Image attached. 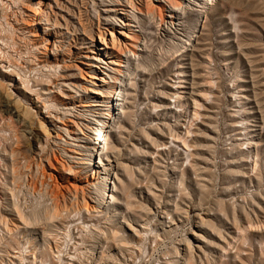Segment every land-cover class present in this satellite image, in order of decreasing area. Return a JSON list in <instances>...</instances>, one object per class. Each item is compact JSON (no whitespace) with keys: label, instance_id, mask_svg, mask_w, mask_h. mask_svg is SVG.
<instances>
[{"label":"rangeland","instance_id":"1","mask_svg":"<svg viewBox=\"0 0 264 264\" xmlns=\"http://www.w3.org/2000/svg\"><path fill=\"white\" fill-rule=\"evenodd\" d=\"M0 264H264V0H0Z\"/></svg>","mask_w":264,"mask_h":264},{"label":"bare ground","instance_id":"2","mask_svg":"<svg viewBox=\"0 0 264 264\" xmlns=\"http://www.w3.org/2000/svg\"><path fill=\"white\" fill-rule=\"evenodd\" d=\"M132 4V3H131ZM153 4V3H152ZM133 6H135L134 4H132ZM125 8V7H124ZM38 9V11H39V9L41 10V8H37ZM126 9V8H125ZM163 10H164V8H163V6H161V5H155V6H147V8H146V11L147 12H153V13H156L157 15H158V17H159V20H160V22H162L163 21ZM139 11H140V8H139ZM124 13H126V11H124ZM127 15V14H126ZM123 23H125V22H123ZM123 25H127L128 27L130 26V24H129V22H127V23H125V24H123ZM129 29H131V28H129ZM131 32V31H130ZM110 34H111V32H110ZM113 34V33H112ZM111 34V35H112ZM123 35H124V37L125 38H128L129 39V42H128V45H127V47H126V51H129V52H131V53H133V54H136V49L138 48V42H139V34H136L135 32L133 33V34H129V33H127V32H124L123 33ZM113 36V35H112ZM99 38H100V42L102 43H104L105 42V37H104V35H102V33L101 34H99ZM113 43V42H112ZM98 50L100 49V48H97ZM111 49H113L114 50V44H112L111 45ZM114 51H116V50H114ZM114 51H111L110 53L111 54H114ZM106 56H109V55H106ZM112 58V57H111ZM93 59H95L96 61H104V59L102 58V57H95L94 56V58ZM95 62V61H94ZM110 62H112V63H114L113 61H110ZM117 65H122L121 64V61H120V63H116ZM98 66V65H97ZM100 68V67H99ZM102 71V70H101ZM92 78L93 79H103L104 81H105V78L104 77H100V78H98V76H96V75H93L92 76ZM106 83H108L107 82V79H106ZM96 84V83H95ZM97 85V84H96ZM93 93H95V94H102L101 92H100V89H98V88H93ZM114 92V94H116V96H115V100L117 101V100H120L121 99V95L120 94H118V93H116V90H114L113 91ZM83 106H87L88 104H85V103H83L82 104ZM93 105V104H92ZM94 105H105V104H102V103H100V102H98V103H95ZM117 105H119V102L117 103ZM3 106H6V110H7V112H11V109H8V107H7V103H3ZM4 108V107H3ZM111 108H113V106H112V104H111ZM109 109H110V107H109ZM108 112L105 114V118H112L113 117V114H114V112H112L111 110H107ZM104 115V114H103ZM97 123H99L100 125L98 126V128L95 130V137H96V140H94L95 142H93L94 144H93V146L91 147V148H89L88 149V154H86V155H88V157H90L92 154H93V151L95 152V154H93V156L94 155H96L97 153H98V151H99V146H97L96 144L98 143V144H100V139H102L103 137H104V135H106V134H104V132H106V130L104 129V125L106 126V124H105V121H104V118H98L97 119ZM92 128V127H91ZM94 129V128H93ZM88 135V134H87ZM89 137V136H88ZM88 141H89V138L88 139H86L85 140V142L84 143H88ZM92 144V143H91ZM94 162V161H93ZM95 164H97L98 166H102V165H106L105 163H104V160L102 159V157L100 156V154L98 153V161H97V163H96V161L94 162ZM106 167V166H105ZM106 169V168H105ZM91 177L92 178H96V179H98L99 178V173H98V170H96V169H92L91 170ZM104 180L106 181V178H104ZM107 182H105V195H106V193L107 192H109L110 190V187L109 188H107L108 189V191L106 192V187H107ZM107 196H108V194H107Z\"/></svg>","mask_w":264,"mask_h":264}]
</instances>
